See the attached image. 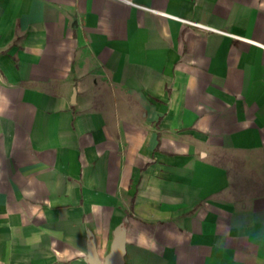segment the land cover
I'll return each mask as SVG.
<instances>
[{"label":"crops","instance_id":"0c3cea01","mask_svg":"<svg viewBox=\"0 0 264 264\" xmlns=\"http://www.w3.org/2000/svg\"><path fill=\"white\" fill-rule=\"evenodd\" d=\"M264 264V0H0V264Z\"/></svg>","mask_w":264,"mask_h":264},{"label":"water","instance_id":"95a60500","mask_svg":"<svg viewBox=\"0 0 264 264\" xmlns=\"http://www.w3.org/2000/svg\"><path fill=\"white\" fill-rule=\"evenodd\" d=\"M121 224L114 230V238L109 252L101 257L96 244L91 241L89 245L88 261L90 264H124L126 255V230Z\"/></svg>","mask_w":264,"mask_h":264},{"label":"trees","instance_id":"16d2710c","mask_svg":"<svg viewBox=\"0 0 264 264\" xmlns=\"http://www.w3.org/2000/svg\"><path fill=\"white\" fill-rule=\"evenodd\" d=\"M122 224H124V225H125V224H126V222L124 221Z\"/></svg>","mask_w":264,"mask_h":264}]
</instances>
